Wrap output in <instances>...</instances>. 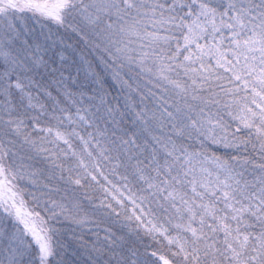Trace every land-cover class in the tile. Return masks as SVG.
Returning a JSON list of instances; mask_svg holds the SVG:
<instances>
[{"label":"snow or ice","instance_id":"obj_1","mask_svg":"<svg viewBox=\"0 0 264 264\" xmlns=\"http://www.w3.org/2000/svg\"><path fill=\"white\" fill-rule=\"evenodd\" d=\"M0 264H264V0H0Z\"/></svg>","mask_w":264,"mask_h":264}]
</instances>
